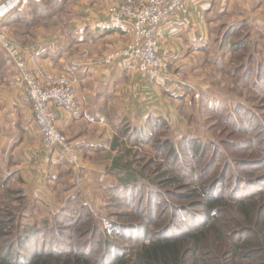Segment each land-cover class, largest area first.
<instances>
[{
    "label": "trees",
    "instance_id": "1",
    "mask_svg": "<svg viewBox=\"0 0 264 264\" xmlns=\"http://www.w3.org/2000/svg\"><path fill=\"white\" fill-rule=\"evenodd\" d=\"M17 13H11L5 20ZM239 26H245L248 34L237 43L227 45L226 40ZM221 28L218 51L226 50V46L247 47L245 41L253 40L251 30L258 32L246 20ZM233 69L235 74L241 71L237 66ZM243 78L244 88L254 86L264 94V64L249 68ZM147 122L145 127L125 124L115 129L117 136L111 143L115 156L110 172L120 178V186L111 188L109 194L111 207L116 210L113 217L119 221L124 217L137 220L134 225L116 221L113 227L119 237L135 243L144 238L149 240L147 244H140L129 253L97 227L88 211L77 209L71 203L66 205V212L50 221L25 228L18 223L12 235L7 231L11 229L8 227L11 222L0 221V264H264V188H256L254 182L247 183V179L236 177L235 186L225 193L226 177L233 171L225 166L221 172L214 170L217 159L223 157L198 140L181 141L186 144L184 147L179 144V149L168 142L160 144L166 169L158 168L153 178L143 175L136 169V161L130 158L131 151L124 148L123 138L133 139L137 144L152 143L153 134L163 124L159 118ZM255 122L258 128L252 136L240 124L230 123L231 129L248 138L233 142L229 140L235 135L231 130L222 142L234 152L233 167L239 168V173L264 171V124ZM122 128L130 132L127 134ZM256 146L260 148L254 149ZM240 152L247 153L238 157L237 164L236 155ZM137 177L142 178V184L134 185ZM121 178L133 183L123 182ZM182 179L187 181V186H181ZM259 179L263 181L257 182L264 183V176ZM185 201L189 204L184 205ZM160 208L171 209L172 215L166 219L158 212ZM9 216L5 215L4 219ZM56 234H60L66 245H60L62 241L55 245Z\"/></svg>",
    "mask_w": 264,
    "mask_h": 264
},
{
    "label": "crops",
    "instance_id": "2",
    "mask_svg": "<svg viewBox=\"0 0 264 264\" xmlns=\"http://www.w3.org/2000/svg\"><path fill=\"white\" fill-rule=\"evenodd\" d=\"M30 1L38 0H23L17 11ZM122 1L73 0L71 20L63 32L55 29L53 36H34L30 45L24 46L30 50L28 67L35 75L37 71L44 75H55L64 69L73 72L74 62L64 65L69 59L88 63L87 67H79L76 74L73 72L78 80L77 108L51 104L56 128L72 144L83 167H108L111 131L119 116H125L130 124H139L149 115L158 116L181 130L186 123L179 106V99L184 96L181 87L205 89L195 79L198 66L209 64V56H214L211 51L215 34L221 32L222 26L241 20L256 28V21L245 16L251 2L257 1L258 6L263 0H185L186 13L168 16L157 35L156 52L174 77L169 73L145 76L128 60L99 66L106 54L131 39L130 23L115 20L110 12ZM82 51L86 58L81 61ZM0 145L4 158L1 169L8 172L5 177L13 176L23 183L24 192L39 198L50 193L51 199L58 202L72 184H68L70 175L64 169L68 167L66 158L43 149L30 102L19 85L13 63L1 48Z\"/></svg>",
    "mask_w": 264,
    "mask_h": 264
},
{
    "label": "rangeland",
    "instance_id": "3",
    "mask_svg": "<svg viewBox=\"0 0 264 264\" xmlns=\"http://www.w3.org/2000/svg\"><path fill=\"white\" fill-rule=\"evenodd\" d=\"M72 4L73 0L30 1L27 6L21 9L15 16H11L4 20L1 30L8 39L21 46H29L34 36H42V38L47 35L53 36L55 34L53 33L55 29L63 32V30L69 26L71 20ZM248 13L249 14L245 17L254 19L256 21L255 26L258 32L261 33L251 30L253 40L249 39L245 41V44L248 45L247 47L230 48V46H226V50L221 51H218V48L223 33L215 34V46L214 50L211 51L214 56H209V64L198 66V70L200 71L196 74L197 78L195 79L199 83H202L205 89L181 87L184 96L179 99V101L182 102L179 106L182 109L181 115L185 117L186 121V123L182 124L181 130L174 129L158 116L149 115L139 124H130L124 120V118H126L125 116H119L114 120L116 124L113 125L111 131L109 152H107L106 156L108 158V167L106 169L96 166L94 168L83 167L79 155L76 153L80 167L76 168L67 162L68 167L64 169L68 170L70 175V178L67 179L68 184H72L70 187L68 185L69 188L67 187V191L61 194L62 197L58 202L51 199L50 193L41 195L40 198L42 200H40L39 195L24 192L21 187L24 186V184L17 182L15 177L9 176L7 179L5 175L8 174V172L5 169H1L4 158H1L3 155V147L0 145V221L11 222L8 226L11 227V229L7 231H10L9 233L11 235L15 234L18 223L21 228H25L34 224L39 225V223L44 220L50 221L52 218L62 215L66 207L74 203L77 209L88 211L94 217L97 227L106 231L109 237H112L111 241L113 239L122 248H127L129 253H132V250L140 246V244H147L149 240L144 238L139 240V243H135V241L130 239H123V237H119L117 231L113 227V225L115 226V224H117L116 221L124 222L126 225H134L137 223V220L134 217H124L119 221L116 216H112V214H116V210H113L111 207V199L109 196L110 189L120 186L118 182L120 178L110 172L111 163L115 156L111 149V143L113 138L117 136V131L115 134L116 128L118 130L119 127L125 124H129L133 128L145 127L148 120H155L158 118L163 124V128H158L156 133L153 134L154 139L152 143L137 144L133 139L128 140L125 137L123 138V140H126L124 148L131 151L130 158L136 161V169L141 170L143 175L149 174L151 175L149 177L153 178V176L158 174V168L161 170L166 169V165L163 163V150L160 149V144L168 142L170 146L179 149V144L180 147H184L186 142L198 140L201 144H208L211 151L214 149L217 153L220 152V157H223L217 159L214 170L218 169V171L221 172L225 169V166L233 171V174L228 173L226 177L228 181H225V185L227 186L224 190L225 193H228L231 188L235 186L233 179L236 177L239 180L247 179V183L250 181L254 182L256 188H264V183L257 182V180L263 181L259 178L264 176V171H259V173L255 171L239 173V168L235 167L234 169L233 167V165H235V163H233L235 159L231 156L234 152L225 148L222 143L231 130L235 135L230 137L229 140L237 142L247 139L248 136L254 134L255 129L258 128L255 122L256 120H258V123L264 124V94L258 92L254 86H250L247 89L243 87V73L249 68L264 64V0L262 3L259 2L258 6L257 1L251 2ZM235 29H237V32L230 30V33L231 31L232 33L226 40L227 45L237 43L248 34L245 26H239V28L236 27ZM254 44H257V46L253 47ZM83 52L85 51H82L79 55L81 61L83 58H86V54ZM73 62L72 71L75 74L79 67L88 66V63L84 60L80 63L79 61L70 59L67 60L64 65L69 66ZM99 66L103 65L99 64ZM235 66L241 69V71L236 74L233 69ZM166 69L168 71L167 62ZM63 72L68 73L73 79L75 84L74 95H76V88L78 87L76 76L69 70L64 69ZM170 73L169 75H172V73ZM158 74L161 75L160 73ZM174 76L176 75H172V77ZM153 77L155 76L153 75ZM181 83L182 81L179 84ZM224 116H227V119H224ZM230 123L240 124V126L247 130L248 136L237 134L235 130L230 128ZM122 131L127 134L130 132V130H125L124 128H122ZM184 140L187 141L180 143ZM158 145L159 149L157 147L155 150L154 146ZM259 148L260 146L254 147V149L257 150ZM52 152L57 151L53 150ZM245 153L240 152L236 155V158L238 159L239 156ZM238 161L239 159L237 160V164ZM98 162L97 160L96 163ZM142 168L144 169L142 170ZM102 174H105L106 177H102ZM141 179V177H137L134 185L142 184L143 181ZM121 180L123 182L133 183L124 178H121ZM85 183L87 185H85ZM180 183H182L181 186H187L188 184L185 179H182ZM62 199L64 200L61 203ZM188 204L189 202L185 201L184 205ZM128 210L129 209L126 211ZM158 212L164 214L166 219L172 215V210L168 208H160ZM130 213L131 211L128 214ZM7 214H10V216L4 219V216ZM2 215L3 217H1ZM151 230H153V228H151ZM56 236L57 239H54L55 245H59V241H62V239L60 234H56ZM8 239H11V237ZM62 242L63 243L60 245H66L64 241ZM72 244L75 246V241H73ZM30 250L32 251V248H30Z\"/></svg>",
    "mask_w": 264,
    "mask_h": 264
},
{
    "label": "built area",
    "instance_id": "4",
    "mask_svg": "<svg viewBox=\"0 0 264 264\" xmlns=\"http://www.w3.org/2000/svg\"><path fill=\"white\" fill-rule=\"evenodd\" d=\"M23 0H0V48L13 63L18 82L28 98L43 149L56 150L68 164L80 167L79 159L67 137L55 126L56 117L51 104L56 102L70 109L76 108L75 84L68 73L35 75L28 67L29 49L8 39L1 30L5 18L19 10ZM115 20H126L131 26V39L118 50L109 52L100 62L103 66L117 60L134 62L139 73L152 77L158 73L167 75L165 60L157 50V35L163 21L171 14H185L184 0H123L110 10ZM39 76V78H38Z\"/></svg>",
    "mask_w": 264,
    "mask_h": 264
}]
</instances>
